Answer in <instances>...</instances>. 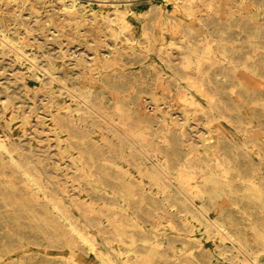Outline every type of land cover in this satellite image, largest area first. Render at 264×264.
Instances as JSON below:
<instances>
[{
    "label": "rangeland",
    "instance_id": "374dc122",
    "mask_svg": "<svg viewBox=\"0 0 264 264\" xmlns=\"http://www.w3.org/2000/svg\"><path fill=\"white\" fill-rule=\"evenodd\" d=\"M188 1L0 0V264H264V0Z\"/></svg>",
    "mask_w": 264,
    "mask_h": 264
},
{
    "label": "bare ground",
    "instance_id": "6f19581e",
    "mask_svg": "<svg viewBox=\"0 0 264 264\" xmlns=\"http://www.w3.org/2000/svg\"><path fill=\"white\" fill-rule=\"evenodd\" d=\"M172 2V4L180 9V10H185L186 8H189V1L188 0H170ZM188 10V9H187ZM183 12V11H182ZM122 18V17H121ZM122 20V19H121ZM123 22V20H122ZM124 23V22H123ZM73 229V228H72ZM87 242V241H86Z\"/></svg>",
    "mask_w": 264,
    "mask_h": 264
}]
</instances>
